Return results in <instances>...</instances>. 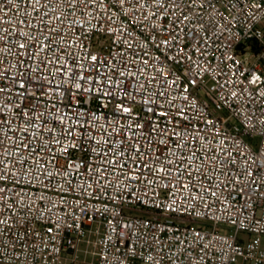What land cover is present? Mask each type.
I'll list each match as a JSON object with an SVG mask.
<instances>
[{
	"label": "built area",
	"instance_id": "obj_1",
	"mask_svg": "<svg viewBox=\"0 0 264 264\" xmlns=\"http://www.w3.org/2000/svg\"><path fill=\"white\" fill-rule=\"evenodd\" d=\"M263 236L264 0H0V263L264 264Z\"/></svg>",
	"mask_w": 264,
	"mask_h": 264
},
{
	"label": "rangeland",
	"instance_id": "obj_2",
	"mask_svg": "<svg viewBox=\"0 0 264 264\" xmlns=\"http://www.w3.org/2000/svg\"><path fill=\"white\" fill-rule=\"evenodd\" d=\"M224 115H227V113L226 112H224L223 113ZM195 224H202V221H197V223H195ZM223 231L224 232H227L228 231V229H226V228H223ZM241 235L244 237V238H249L250 237V235L249 234H246V233H241ZM262 244H263V246H264V236L262 237ZM84 261H87V263H80V264H91L90 262L92 261L91 260V258L90 257H88V258H86ZM0 264H5V263H0Z\"/></svg>",
	"mask_w": 264,
	"mask_h": 264
},
{
	"label": "snow or ice",
	"instance_id": "obj_3",
	"mask_svg": "<svg viewBox=\"0 0 264 264\" xmlns=\"http://www.w3.org/2000/svg\"><path fill=\"white\" fill-rule=\"evenodd\" d=\"M20 47H23V45H20ZM93 60L96 59V57H92ZM128 109H125V111H127Z\"/></svg>",
	"mask_w": 264,
	"mask_h": 264
},
{
	"label": "water",
	"instance_id": "obj_4",
	"mask_svg": "<svg viewBox=\"0 0 264 264\" xmlns=\"http://www.w3.org/2000/svg\"><path fill=\"white\" fill-rule=\"evenodd\" d=\"M238 48H240V47H238Z\"/></svg>",
	"mask_w": 264,
	"mask_h": 264
},
{
	"label": "crops",
	"instance_id": "obj_5",
	"mask_svg": "<svg viewBox=\"0 0 264 264\" xmlns=\"http://www.w3.org/2000/svg\"><path fill=\"white\" fill-rule=\"evenodd\" d=\"M6 264V263H5Z\"/></svg>",
	"mask_w": 264,
	"mask_h": 264
}]
</instances>
